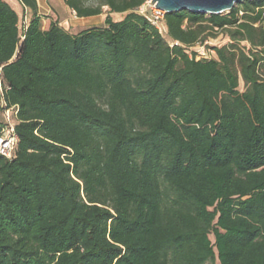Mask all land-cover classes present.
Returning <instances> with one entry per match:
<instances>
[{
  "label": "trees",
  "instance_id": "obj_1",
  "mask_svg": "<svg viewBox=\"0 0 264 264\" xmlns=\"http://www.w3.org/2000/svg\"><path fill=\"white\" fill-rule=\"evenodd\" d=\"M16 1L25 25L0 0V134L19 108L0 264H215L211 234L220 264H264V0L166 14L187 48L226 36L200 61L146 0H64L106 14L78 33Z\"/></svg>",
  "mask_w": 264,
  "mask_h": 264
},
{
  "label": "built area",
  "instance_id": "obj_2",
  "mask_svg": "<svg viewBox=\"0 0 264 264\" xmlns=\"http://www.w3.org/2000/svg\"><path fill=\"white\" fill-rule=\"evenodd\" d=\"M136 12L142 15L147 20V22H149L159 32V34L168 41L171 48L176 46L182 47L187 51L189 57L191 59H195L196 61L209 60L215 56L214 51L208 50L207 46L216 47V39H210L205 44H197L188 48L178 41L169 40L165 23L166 13L157 9L156 6H153L149 0H146V2L136 10ZM1 71L2 67H0V98L3 95ZM2 104H4L3 101ZM18 112L19 108L17 106L11 107L1 112L3 130L0 134V156L7 159H12L14 157L19 143V137L15 131V121Z\"/></svg>",
  "mask_w": 264,
  "mask_h": 264
},
{
  "label": "rangeland",
  "instance_id": "obj_3",
  "mask_svg": "<svg viewBox=\"0 0 264 264\" xmlns=\"http://www.w3.org/2000/svg\"><path fill=\"white\" fill-rule=\"evenodd\" d=\"M11 5L15 8V10L18 12V14L20 15L21 17V24L22 25H25L29 19H30V13L28 11H24L22 6L19 5L16 1L14 0H8ZM53 2V5L55 8H58L59 7V1L57 0H52ZM43 6V12H48V14H50V16H47V17H44L45 18V21L43 22V27L44 29H47L49 27V24H50V20H57L58 22H60L62 25L63 28H65L66 30H68L69 32L71 33H78L79 31L81 30H84V29H87V28H90V27H93V26H98V25H104V24H98L100 22H103L104 21V17L106 14L102 16H97L95 18H90V19H84L85 21L83 20H78L76 15H73V18L71 21L69 22H65V19L67 18V11L65 8H67V6L64 4L61 5L62 9H63V12H60L61 15L57 14V17L54 16L53 14V10H51V7L49 5H44L42 4ZM65 7V8H64ZM114 20L118 21V20H121L123 19L124 15H113L112 16ZM82 22H86L88 23L86 26H82ZM228 40L226 38V36L224 34H221L218 36V38L215 40V44L220 47V46H223L225 44H227ZM241 88H243V85L241 86ZM210 241H211V244H212V247H213V250H214V253H215V264H220V261L218 259V249H217V246H216V238L214 236V234H211L210 235Z\"/></svg>",
  "mask_w": 264,
  "mask_h": 264
},
{
  "label": "water",
  "instance_id": "obj_4",
  "mask_svg": "<svg viewBox=\"0 0 264 264\" xmlns=\"http://www.w3.org/2000/svg\"><path fill=\"white\" fill-rule=\"evenodd\" d=\"M166 14L189 11L195 14L219 15L231 11L245 1L259 0H149Z\"/></svg>",
  "mask_w": 264,
  "mask_h": 264
},
{
  "label": "crops",
  "instance_id": "obj_5",
  "mask_svg": "<svg viewBox=\"0 0 264 264\" xmlns=\"http://www.w3.org/2000/svg\"><path fill=\"white\" fill-rule=\"evenodd\" d=\"M14 1H16V0H14ZM57 1H59V7L58 8H55L54 7V5H53V1L52 0H38V3H39V10H40V14L43 16V18L44 17H47V16H50V14H48V12H43V6H42V4H44V5H49L50 7H51V10H53L54 12H53V14H54V16L55 17H57V14H59V15H61V13L60 12H63V9H62V7H61V5L63 4V2H64V4H65V1L64 0H57ZM17 2V1H16ZM18 3V2H17ZM19 4V3H18ZM20 5V4H19ZM66 5V4H65ZM65 8V7H64ZM66 9V13H67V18L65 19V22H69V21H71L72 20V18H73V15H75V13L71 10V9H69L68 7L67 8H65ZM57 13V14H56ZM64 13V12H63ZM102 17H103V15H102ZM90 18H95V17H90ZM90 18H86V19H90ZM105 18H106V15H105V17H104V21L103 22H100V23H98V24H104V22H105ZM78 20H83V21H85L84 19L85 18H83V19H80V18H77ZM44 21H45V18H44ZM52 21H57V20H50V22H52ZM60 23V22H59ZM88 23H86V22H82V26H86ZM60 25H62L61 23H60ZM98 26H101V25H98Z\"/></svg>",
  "mask_w": 264,
  "mask_h": 264
}]
</instances>
